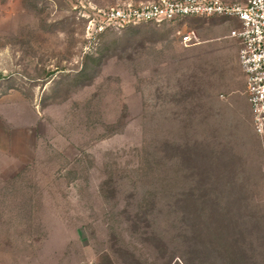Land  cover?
<instances>
[{
  "label": "rangeland",
  "instance_id": "obj_1",
  "mask_svg": "<svg viewBox=\"0 0 264 264\" xmlns=\"http://www.w3.org/2000/svg\"><path fill=\"white\" fill-rule=\"evenodd\" d=\"M124 4L0 0V264H125L123 251L152 264L154 203L173 207L153 214L180 255L187 217L264 229V145L232 80L235 56L180 42L188 30L222 38L225 19L139 25L89 45V6ZM192 192L199 203L178 215Z\"/></svg>",
  "mask_w": 264,
  "mask_h": 264
},
{
  "label": "built area",
  "instance_id": "obj_2",
  "mask_svg": "<svg viewBox=\"0 0 264 264\" xmlns=\"http://www.w3.org/2000/svg\"><path fill=\"white\" fill-rule=\"evenodd\" d=\"M85 16L89 45H96L99 36L108 30L146 23H178L191 17L236 19L239 27L230 37L239 42V62L246 78L255 133L264 136V0H157L107 8L89 6ZM179 36L185 47L200 43L195 30L179 33Z\"/></svg>",
  "mask_w": 264,
  "mask_h": 264
},
{
  "label": "trees",
  "instance_id": "obj_3",
  "mask_svg": "<svg viewBox=\"0 0 264 264\" xmlns=\"http://www.w3.org/2000/svg\"><path fill=\"white\" fill-rule=\"evenodd\" d=\"M147 24L152 23L141 25ZM136 26L120 30H108L99 36L98 43L107 33L120 32ZM193 196L195 199H189ZM179 200L181 204L177 205V209H175L178 215L186 214L187 205H184L185 203H199V199L193 192L189 195L184 193ZM148 206L149 203H138L137 215L148 213ZM170 209L173 207L169 204L154 203L148 213L151 219H148V215L145 217L147 226L153 228V232L150 235L144 233L146 237H144L143 243L146 245L149 241L153 243V248L156 250L154 257L156 262L153 261V263H160V259H165L170 252L166 264H171L173 260L176 261L175 264H264V229L262 230L261 225L252 226L249 229L241 228L234 224L232 219H228L219 226L217 220H211V218L207 220L200 215L191 221L187 217L186 224L183 222L179 224V230L182 233L178 232L177 238L174 240L178 242L176 245L185 250L181 255L176 254L175 252L179 250L178 247L176 246V251L170 249L165 233L163 234L159 227V215L153 214L155 211L158 214ZM202 211L204 210L202 209ZM190 214L191 212L188 215ZM258 232H260V236L254 235ZM168 250L170 251L168 252ZM115 252L119 253L120 251L116 250ZM123 254L126 257L125 264H148L147 258L143 259L141 255H136L135 252L123 251ZM102 260L103 264H117V261L110 255H106Z\"/></svg>",
  "mask_w": 264,
  "mask_h": 264
},
{
  "label": "crops",
  "instance_id": "obj_4",
  "mask_svg": "<svg viewBox=\"0 0 264 264\" xmlns=\"http://www.w3.org/2000/svg\"><path fill=\"white\" fill-rule=\"evenodd\" d=\"M119 1H123L125 2V4L126 3L144 4V3L155 2V0H119ZM208 19H211V21L213 23L215 22L216 24V22H220L219 19H222V18L221 17H211ZM223 19H225V21L222 23H227V25H225L227 27L224 26V29H222L224 31L222 34V38H219V39L218 38H205V39L200 38L199 44L195 46L185 47V48L190 49L193 54H195L196 52V54H198L199 57L210 56L212 54H220L218 56V58L220 59L223 58L222 56L224 55L227 56L226 54H228V52L232 50L233 55L235 56L233 58H234V61L236 64V70H237L236 73H234V76H232V80L234 82L236 91L239 93V95L244 96V99L246 100V103H247L249 113L251 112V115H252L251 106L248 102V98L246 94V90H247L246 78H245L244 73L242 72V69L240 67V62H239V50H240L239 42L237 39L230 37V34L234 30V28L236 29L239 27V22L236 19H227V18H223ZM220 39H222L224 43L221 49H218V47L212 48L211 47L212 44L217 41H220ZM215 46L217 45L215 44ZM252 120H253V116H252ZM261 138H262V143L264 145V136Z\"/></svg>",
  "mask_w": 264,
  "mask_h": 264
}]
</instances>
